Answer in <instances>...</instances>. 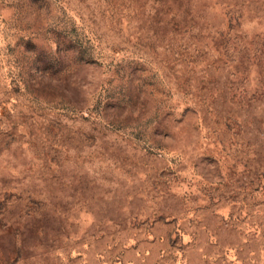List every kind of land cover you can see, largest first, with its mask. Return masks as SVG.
I'll use <instances>...</instances> for the list:
<instances>
[{"label": "rangeland", "instance_id": "1", "mask_svg": "<svg viewBox=\"0 0 264 264\" xmlns=\"http://www.w3.org/2000/svg\"><path fill=\"white\" fill-rule=\"evenodd\" d=\"M0 264H264V0H0Z\"/></svg>", "mask_w": 264, "mask_h": 264}]
</instances>
